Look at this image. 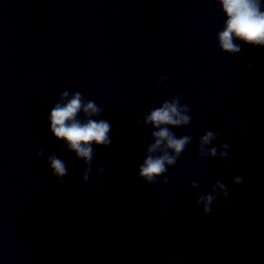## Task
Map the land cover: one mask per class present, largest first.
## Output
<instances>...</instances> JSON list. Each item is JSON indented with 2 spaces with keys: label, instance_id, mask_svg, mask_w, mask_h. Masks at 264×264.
Instances as JSON below:
<instances>
[{
  "label": "clouds",
  "instance_id": "1",
  "mask_svg": "<svg viewBox=\"0 0 264 264\" xmlns=\"http://www.w3.org/2000/svg\"><path fill=\"white\" fill-rule=\"evenodd\" d=\"M220 5L223 14L226 17L222 31L218 33L219 47L226 53H239L241 51L239 45L234 40H241L245 44L253 46H264V10L262 9L261 0H215ZM252 69L253 65H247ZM167 77L161 76L158 83H162ZM64 91L60 95V101L57 102L50 110L48 120L50 121V131L57 140H62L68 150L75 153L78 159L84 161L87 166L82 179L87 182L89 180V172L91 163L95 155L93 145L109 146L111 140L109 132L111 125L108 121L100 119H91L93 116H99L102 109L99 108L94 101H85L84 96L79 91L71 93ZM182 93L173 96L170 100H165L162 104L152 109L143 120L145 125H151L154 131L151 137L154 142L148 145L147 155L143 163L139 165L138 178L143 179L149 184L157 182L158 178L164 177L163 182L168 183L167 176L164 174L168 171V166H175L178 158L181 156L186 146L191 142L192 137L184 135L177 137L170 129L188 125L191 122L189 106L181 105L180 100ZM83 112L86 117L85 121H81L78 117ZM139 123V121H138ZM241 132L246 131L245 127L240 129ZM222 133L206 131L200 137L197 149L198 157L230 159L229 145L221 143L218 147L222 149L218 151V147L211 146L212 141L221 137ZM159 152V155H155ZM44 155V149L41 148L37 153V159ZM48 163L55 176L60 183H63V177L68 175V170L63 159L58 158L55 153L48 156ZM232 167L231 163L228 165ZM102 171V169H101ZM234 184L243 183L240 176L234 178ZM190 187L199 189L200 184L192 181ZM222 197L225 201L221 207L227 206L229 199L228 187L217 181L211 186L207 194H198L196 205L202 206L203 213L207 215L213 214L211 205L217 199Z\"/></svg>",
  "mask_w": 264,
  "mask_h": 264
}]
</instances>
